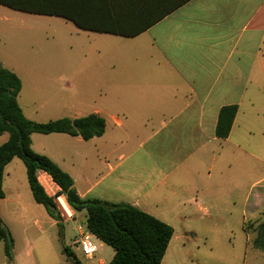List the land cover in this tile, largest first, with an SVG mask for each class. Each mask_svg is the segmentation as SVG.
<instances>
[{"label": "crops", "instance_id": "crops-1", "mask_svg": "<svg viewBox=\"0 0 264 264\" xmlns=\"http://www.w3.org/2000/svg\"><path fill=\"white\" fill-rule=\"evenodd\" d=\"M50 1L71 20L38 16L68 27L81 37L82 49L80 56L68 55L67 97L22 113L44 117L40 123L96 114L105 131L88 141L51 134L35 139L37 148L33 134L32 150L67 173L79 197L129 204L169 225L166 251L172 242L175 251L179 241L194 238L191 225L211 209L234 205L237 198L251 213V200L264 191V0ZM231 105L237 110L230 132L219 139V110ZM6 140L0 135V145ZM16 173L26 177L14 158L3 175L5 227L4 216L14 206L32 208L28 184L18 185ZM37 179L60 203L65 215L56 206L59 223L75 218L64 196L56 197L51 178L39 171ZM246 219L247 213L243 247L209 249L215 264H245ZM0 264H10L2 243Z\"/></svg>", "mask_w": 264, "mask_h": 264}, {"label": "rangeland", "instance_id": "rangeland-1", "mask_svg": "<svg viewBox=\"0 0 264 264\" xmlns=\"http://www.w3.org/2000/svg\"><path fill=\"white\" fill-rule=\"evenodd\" d=\"M70 42H77L79 49L74 45V50H71ZM81 49V37H76L61 23L0 5V63L20 79L18 103L26 114H29L27 109L34 105L49 107L67 97L65 85L69 81L65 73L67 60L70 61L68 55L74 58L80 56ZM77 82L80 84L81 81ZM75 98L76 102H80V96ZM43 118L36 116L28 119L40 122L45 120ZM33 137H36L33 142L37 148L35 139H49L53 136L34 134ZM20 176L16 173V183L20 186L27 184L26 177L21 180ZM28 193L30 195V191ZM29 199L32 208L14 206L11 209L13 214L4 216L6 228L13 238L12 264H73V259L79 264H99L110 260L113 250L97 238L92 239L97 247V253L92 259L85 258L78 246L71 243L77 237V226L85 230L84 214L77 213L75 218L58 224L47 215L43 206ZM23 203H26L25 197ZM251 204L256 206L250 209L251 213L237 198L234 205L211 209L210 216L191 225L196 236L187 241H179V248L175 251L177 244L172 242L161 264H215L216 257L211 256L210 248L215 250L218 246L231 243L236 249L245 244L241 222L246 213L245 230L249 237L246 241L245 264H264V250L253 245L258 226L264 224L263 187L256 198L251 200ZM56 206L64 214L59 202H56ZM227 246L230 247L229 244Z\"/></svg>", "mask_w": 264, "mask_h": 264}, {"label": "trees", "instance_id": "trees-1", "mask_svg": "<svg viewBox=\"0 0 264 264\" xmlns=\"http://www.w3.org/2000/svg\"><path fill=\"white\" fill-rule=\"evenodd\" d=\"M185 1L179 0L180 4ZM0 5L29 14L71 18L54 7L50 0H0ZM74 21L79 28H84L83 24ZM20 90L21 81L18 76L0 63V135L7 134V140L0 145V199L4 195V168L12 159H19L25 167L27 184L34 202L43 206L47 215L60 224V215L53 197L48 196L38 182L37 172L41 171L59 188L56 196L63 195L73 211L85 213L87 231L113 250L108 264H161L173 234L169 225L129 204L79 197L73 179L47 156L31 148L33 134H66L79 136L84 141L101 137L105 131L104 119L89 114L81 118H60L44 123L31 121L24 116L18 105ZM236 110L234 105L219 110L215 127L217 138H227ZM0 243L3 244L5 257L12 264L13 238L1 219ZM253 245L264 250V224L258 226ZM73 264L79 263L73 259Z\"/></svg>", "mask_w": 264, "mask_h": 264}, {"label": "built area", "instance_id": "built-area-1", "mask_svg": "<svg viewBox=\"0 0 264 264\" xmlns=\"http://www.w3.org/2000/svg\"><path fill=\"white\" fill-rule=\"evenodd\" d=\"M76 235L77 237L74 239V245L78 246V249L85 258H94V255L97 253V247L92 239L96 237L87 231L86 226L85 230H83L81 226H77Z\"/></svg>", "mask_w": 264, "mask_h": 264}]
</instances>
